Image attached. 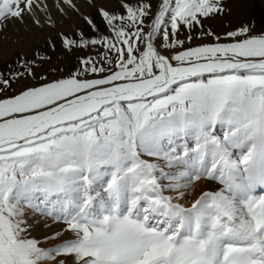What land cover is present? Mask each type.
<instances>
[{
	"label": "snow or ice",
	"instance_id": "obj_1",
	"mask_svg": "<svg viewBox=\"0 0 264 264\" xmlns=\"http://www.w3.org/2000/svg\"><path fill=\"white\" fill-rule=\"evenodd\" d=\"M230 14L0 0V264H264V20Z\"/></svg>",
	"mask_w": 264,
	"mask_h": 264
},
{
	"label": "rangeland",
	"instance_id": "obj_2",
	"mask_svg": "<svg viewBox=\"0 0 264 264\" xmlns=\"http://www.w3.org/2000/svg\"><path fill=\"white\" fill-rule=\"evenodd\" d=\"M101 3H114L115 0H99ZM231 7V14L227 19H231L233 22H237L242 19H251L256 23L257 29L259 30L260 21L264 20V0H260V10L256 11L258 1L257 0H226ZM216 31L222 29V25L219 20L211 22ZM32 39H40V37L29 38L23 44L26 46L27 43L31 42ZM16 45L10 41H4L0 39V63L9 57L12 51H14Z\"/></svg>",
	"mask_w": 264,
	"mask_h": 264
},
{
	"label": "bare ground",
	"instance_id": "obj_3",
	"mask_svg": "<svg viewBox=\"0 0 264 264\" xmlns=\"http://www.w3.org/2000/svg\"><path fill=\"white\" fill-rule=\"evenodd\" d=\"M257 1H258V4H257L256 11H259V10H260V7H259V2H260V0H257Z\"/></svg>",
	"mask_w": 264,
	"mask_h": 264
}]
</instances>
